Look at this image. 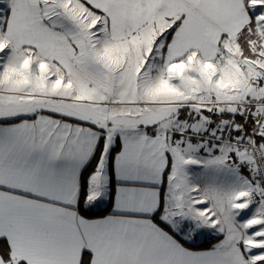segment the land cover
<instances>
[{"label": "snow or ice", "instance_id": "obj_1", "mask_svg": "<svg viewBox=\"0 0 264 264\" xmlns=\"http://www.w3.org/2000/svg\"><path fill=\"white\" fill-rule=\"evenodd\" d=\"M0 264H264V0H0Z\"/></svg>", "mask_w": 264, "mask_h": 264}]
</instances>
